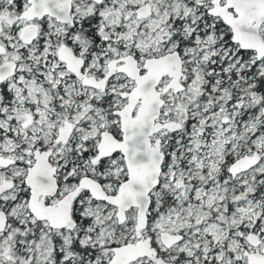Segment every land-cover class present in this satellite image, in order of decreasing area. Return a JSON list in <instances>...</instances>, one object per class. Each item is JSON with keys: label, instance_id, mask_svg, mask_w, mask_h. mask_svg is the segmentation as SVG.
Returning a JSON list of instances; mask_svg holds the SVG:
<instances>
[{"label": "snow or ice", "instance_id": "obj_1", "mask_svg": "<svg viewBox=\"0 0 264 264\" xmlns=\"http://www.w3.org/2000/svg\"><path fill=\"white\" fill-rule=\"evenodd\" d=\"M0 264H264V0H0Z\"/></svg>", "mask_w": 264, "mask_h": 264}]
</instances>
